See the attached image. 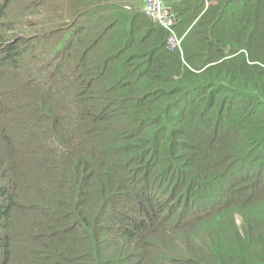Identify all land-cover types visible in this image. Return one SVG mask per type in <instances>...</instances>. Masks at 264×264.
Segmentation results:
<instances>
[{
  "label": "trees",
  "instance_id": "trees-1",
  "mask_svg": "<svg viewBox=\"0 0 264 264\" xmlns=\"http://www.w3.org/2000/svg\"><path fill=\"white\" fill-rule=\"evenodd\" d=\"M165 2L183 53L139 0L25 7L63 58L0 93V264H264V0Z\"/></svg>",
  "mask_w": 264,
  "mask_h": 264
},
{
  "label": "clouds",
  "instance_id": "clouds-1",
  "mask_svg": "<svg viewBox=\"0 0 264 264\" xmlns=\"http://www.w3.org/2000/svg\"><path fill=\"white\" fill-rule=\"evenodd\" d=\"M8 1L9 0H0V19L6 20V24L11 28V30L16 31L15 29L16 26L20 27V29L24 28V30L30 29L29 28L30 20H35L37 18L34 16L29 17L28 15L24 14L22 20L13 22V19L9 18L10 16H8V14L13 9L16 11L21 10L22 12L24 13L26 12L27 14H29V10L25 9L27 5L38 4L43 2L44 0H25L19 9L13 6V9L10 11L8 10V8H6ZM160 1L169 10L171 14V23L169 24L168 27L163 25L160 21L154 20L152 17L148 15V13L144 9L145 2L143 0H139V9L143 13H145L148 16V18H150L152 21H154L155 23L159 24L160 26H162L164 29L167 30L168 32V38L166 43L167 49L178 50L181 53H183L184 36H180L175 29V26L177 25L176 13H174L173 9L171 8V5L167 4L165 0H160ZM127 8H130V6L127 5ZM53 30H50L48 32L29 31L26 34H22L18 31L15 36H9L11 38H14L20 35L17 39L13 40L10 43L12 45L16 44L20 49L19 53L22 54L21 61L19 62V65L17 67H13L11 66V64L9 65V68L12 69L11 71L17 74L16 79L18 83L17 89L15 90L14 94L11 95L12 97L14 98L19 97V89H20L19 81H21V78L31 83V78L34 75L41 74L45 72V70L49 71L50 73H55L53 79V84H54L58 76V64L60 60L63 58V46L58 42V40L55 37L49 36V34ZM173 34H175L176 37L180 40V46L176 48H172L169 44V39ZM5 44L0 45V47H3ZM32 86L39 92H43L50 89L49 87L45 88L44 86H35L33 84ZM0 93L5 95L6 91L0 89ZM11 96H7V97H11ZM12 99L13 98H9L8 100L12 101ZM48 120L50 121L49 117L47 115H44L38 120V122L40 125H43ZM48 127L49 126L45 127V131L47 130ZM34 145L37 146L38 144H34ZM29 153H34V151H29Z\"/></svg>",
  "mask_w": 264,
  "mask_h": 264
},
{
  "label": "rangeland",
  "instance_id": "rangeland-1",
  "mask_svg": "<svg viewBox=\"0 0 264 264\" xmlns=\"http://www.w3.org/2000/svg\"><path fill=\"white\" fill-rule=\"evenodd\" d=\"M24 14L28 15L29 17L33 16L32 14L30 15V14H27L26 12L25 13L22 12L21 10H17L16 11L14 9L8 14V16H10L9 18H12L13 19V22H16V21L22 20V18L24 17ZM15 29H16V31H13V30L7 31L6 36H15L18 31L20 33H22V34H26L27 32L30 31V29L24 30V28L23 29H20V27H17V26L15 27ZM11 70L12 69L8 68V69H5V71H0V76L3 79L2 80L0 78V89L6 91L7 96L13 95L14 92H15V90L18 87L17 79L13 75V73L11 72ZM10 108H11V101L10 100H7L6 101V104H5V109H10ZM179 203L180 202H178L176 204V207H177V205ZM237 223H239V219L238 218H237ZM202 231H205L203 229V227H202ZM190 235L196 239V241L198 242V244H202L204 242L203 237L201 235H198L197 233H194V232L190 233Z\"/></svg>",
  "mask_w": 264,
  "mask_h": 264
},
{
  "label": "built area",
  "instance_id": "built-area-1",
  "mask_svg": "<svg viewBox=\"0 0 264 264\" xmlns=\"http://www.w3.org/2000/svg\"><path fill=\"white\" fill-rule=\"evenodd\" d=\"M145 2L144 9L154 20L160 21L163 25L169 26L171 23V14L169 10L161 3L160 0H143ZM172 48L180 46V40L173 34L169 39Z\"/></svg>",
  "mask_w": 264,
  "mask_h": 264
}]
</instances>
